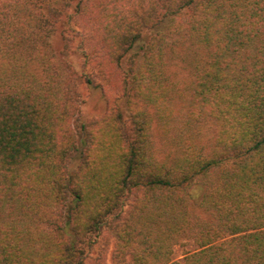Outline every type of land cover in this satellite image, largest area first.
Listing matches in <instances>:
<instances>
[{"label": "trees", "instance_id": "trees-1", "mask_svg": "<svg viewBox=\"0 0 264 264\" xmlns=\"http://www.w3.org/2000/svg\"><path fill=\"white\" fill-rule=\"evenodd\" d=\"M0 264H264V0H0Z\"/></svg>", "mask_w": 264, "mask_h": 264}, {"label": "rangeland", "instance_id": "rangeland-1", "mask_svg": "<svg viewBox=\"0 0 264 264\" xmlns=\"http://www.w3.org/2000/svg\"><path fill=\"white\" fill-rule=\"evenodd\" d=\"M56 49L60 47V43L56 41ZM58 51V50H56ZM83 104H81L82 118L86 119L92 116H99L104 112L105 103L99 90H90L81 88ZM197 250V246L192 240H183L181 244L174 247L173 260L181 261L185 255Z\"/></svg>", "mask_w": 264, "mask_h": 264}]
</instances>
